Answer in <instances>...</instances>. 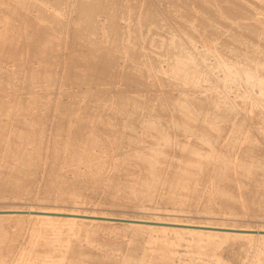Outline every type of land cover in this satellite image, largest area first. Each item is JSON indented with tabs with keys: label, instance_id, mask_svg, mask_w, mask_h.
<instances>
[{
	"label": "rangeland",
	"instance_id": "obj_1",
	"mask_svg": "<svg viewBox=\"0 0 264 264\" xmlns=\"http://www.w3.org/2000/svg\"><path fill=\"white\" fill-rule=\"evenodd\" d=\"M203 1L0 0V207L264 228V175L244 184L240 165L249 154L264 162V0L238 22ZM228 1L215 6L245 7ZM208 149L207 167L186 164L183 152ZM224 159L236 187L223 199ZM192 166L202 170L185 182ZM52 226L0 225V264H264V241L209 245L120 225L61 223L55 251L26 254L33 232L50 240Z\"/></svg>",
	"mask_w": 264,
	"mask_h": 264
},
{
	"label": "bare ground",
	"instance_id": "obj_2",
	"mask_svg": "<svg viewBox=\"0 0 264 264\" xmlns=\"http://www.w3.org/2000/svg\"><path fill=\"white\" fill-rule=\"evenodd\" d=\"M206 2H208V4L210 3L211 8L213 9V15L214 12L217 14H221L223 13L224 15L227 14L226 18H229L230 21H235L237 20V18H239V20L241 18H245V19H249L253 16L254 13V5H256L257 1L256 0H241V2H244L242 4L245 7L241 8L238 7L239 5H237V7H232L231 8L233 10H237L238 9V13L237 11H233V10H227L226 8V13L222 11L223 8L219 7L221 10H218V8L215 6V0H204ZM203 1V2H204ZM214 1V2H213ZM225 2V0H222ZM228 1V0H227ZM232 0L228 1V3L231 5ZM237 1V0H236ZM235 1V2H236ZM201 2V0H200ZM202 3V2H201ZM227 3V4H228ZM239 4V3H237ZM241 4V3H240ZM259 4V3H258ZM203 5V4H201ZM205 5V3H204ZM203 5V6H204ZM233 6L236 5V3L232 4ZM257 6V5H256ZM230 6H228L229 8ZM258 7V6H257ZM207 8V6H206ZM208 9V10H211ZM237 8V9H234ZM101 7L99 5V3L95 4L94 6H84L83 7V12L88 13L89 12H94L95 10H100ZM224 10V9H223ZM105 13L110 15L111 17H113L114 13L111 9H107L105 10ZM212 13V12H211ZM210 13V14H211ZM222 14V17H223ZM212 15V17H213ZM256 15V14H255ZM226 16V15H225ZM233 16L236 19H233ZM257 16V15H256ZM216 20L219 18L214 17ZM213 18V19H214ZM225 18H223L224 20ZM206 19H204V21L202 20L201 23H203V25L206 23L207 25V21H205ZM214 20V21H216ZM228 20V21H229ZM220 20H217V23ZM238 22V20H237ZM252 32H255V29L248 27ZM255 34V33H253ZM233 41H237V39L234 37L232 38ZM192 57H188V59H184V61H191ZM223 64V63H222ZM134 66V64H133ZM135 67V66H134ZM227 71L230 73H234V74H239L240 75V70H242V68H238V67H234V66H228L227 65ZM243 67V66H242ZM138 67L136 68H130L134 71L137 70ZM128 77L130 79L135 78L138 79V75H135L134 72H128ZM137 76V77H136ZM247 79L249 81H252L254 79H257V72L255 70H252L250 72H247ZM259 83L261 85L264 86V79H260ZM187 105H190L191 103H184ZM181 105V110L186 113L187 115H189V111H190V107L185 106V105ZM143 105H136V107H140ZM191 106V105H190ZM180 107V106H179ZM141 110V109H140ZM264 113V110L262 111ZM144 119V118H143ZM141 125L145 126V130H149L152 129L153 125L148 121V120H143L140 121L138 120ZM87 126V125H85ZM196 129L201 132L206 130L208 135L210 137H213V135H215V133L213 131H209L208 128H200V126H195ZM212 127V126H210ZM198 141H200L197 136H195ZM216 138V137H215ZM169 137H165V138H160L156 139L155 141L161 142V141H168ZM96 143H93V145H95ZM209 149L208 151H204V153H195V152H183V157L186 160V164H190L191 162H194L196 164H198L201 167H207L208 164H210L211 162H209L208 157H210L209 154ZM195 153V154H194ZM209 154V155H208ZM196 157L198 159L201 160H195L192 159V157ZM192 156V157H191ZM140 161L147 163V161L140 159ZM149 160V159H148ZM222 164L220 165V167L215 171L214 173V179L216 178V180H218V182L216 183V188L218 190L217 195L222 196V198L224 199V197H230L231 194H233L232 189L234 188L235 183H233L230 180V173L231 170L233 169L232 167V161H230L229 159H224L222 161H220ZM241 169H242V174L244 175L243 177L241 176V178L243 179L242 182H244V184H247V180H250L253 184L255 182V180H253V176H263L264 175V162L261 161H253L252 160V156L251 154H249L246 159H243L241 162ZM202 170L195 167H186V169L183 170L184 174H188L186 179H184L185 182H196L197 181V173L200 172ZM190 174H194L193 177ZM245 180V181H244ZM241 182V183H242ZM250 182V183H251ZM252 184V185H253ZM238 186V185H237ZM236 187V185H235ZM232 191V192H231ZM193 193V192H192ZM250 193V192H249ZM247 193V194H249ZM252 193V192H251ZM234 195V194H233ZM251 199V197H250ZM253 202V201H252ZM0 225L3 224H13L18 223L21 220L24 219H28L29 221H31L32 223H39V224H44V225H54L52 226V230H51V235H54L55 237H53L50 240H47L48 237L45 236L47 235L46 232H43L44 230L41 231V229H37L36 231H34L32 234L35 242L34 244H36L35 246L28 248L26 250V254H29L31 256H38V252L36 251V247L37 245H41L45 251H47V253H51L53 251H55V246H56V241H54L55 239H61L60 235L62 233V228L61 226H59V224L63 223V225L67 226V227H75V226H93V225H108V226H112V225H120V226H124V227H128V228H134V229H140V230H145L148 232L151 231H155V232H159L161 234H175L176 236L182 237V236H193V237H197L199 240H197V242L199 243L200 241H208L209 245H217V243H219L220 240L224 241L225 239H237L240 240V242L242 241L247 242L249 244H251L253 241L256 240H260V241H264V228H251V227H246L244 226V228H239V227H235V226H230V225H218V224H212V223H201V222H195V221H179V220H175V219H160V218H150V219H144V218H137V217H125V216H117V215H109V214H105V213H97V212H87L84 210H79V209H74V210H67V209H61V208H44V207H40V208H33V207H29V208H24V207H18V208H13V207H7V208H3L0 207ZM97 218H101V219H108V220H112V219H117V220H124V221H136V222H143L145 224H140V223H131V224H125V223H118L115 221H102L99 220ZM58 223V224H56ZM56 224V225H55ZM1 236V234H0ZM255 241V242H258ZM259 241V242H260ZM197 245H200L198 244ZM36 260V259H35ZM18 264H30L28 262L22 261L20 260Z\"/></svg>",
	"mask_w": 264,
	"mask_h": 264
},
{
	"label": "water",
	"instance_id": "obj_3",
	"mask_svg": "<svg viewBox=\"0 0 264 264\" xmlns=\"http://www.w3.org/2000/svg\"><path fill=\"white\" fill-rule=\"evenodd\" d=\"M0 213H2V212H0ZM97 219H99V220H102V221H115V222H118V223H125V224H131V223H140V224H145V223H143V222H136V221H124V220H117V219H112V220H108V219H101V218H97Z\"/></svg>",
	"mask_w": 264,
	"mask_h": 264
}]
</instances>
